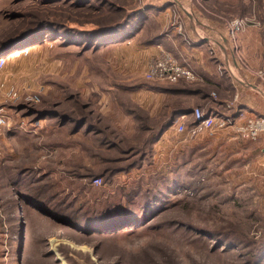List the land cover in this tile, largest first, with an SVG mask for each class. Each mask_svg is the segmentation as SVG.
<instances>
[{
	"label": "rangeland",
	"instance_id": "1",
	"mask_svg": "<svg viewBox=\"0 0 264 264\" xmlns=\"http://www.w3.org/2000/svg\"><path fill=\"white\" fill-rule=\"evenodd\" d=\"M1 61L0 264H264V0H0Z\"/></svg>",
	"mask_w": 264,
	"mask_h": 264
},
{
	"label": "built area",
	"instance_id": "2",
	"mask_svg": "<svg viewBox=\"0 0 264 264\" xmlns=\"http://www.w3.org/2000/svg\"><path fill=\"white\" fill-rule=\"evenodd\" d=\"M246 1H252V0H246ZM234 23H237L236 21ZM234 25V24H233ZM238 28V26H237ZM174 60H171L172 62ZM3 63L1 61L0 65ZM259 74L261 76H264V67L259 71ZM153 75L156 76H163L169 79H175V69L173 67V63H169L168 65H161L160 63H156L153 68ZM192 76L191 74L188 75V77ZM203 112L200 111L198 108H194L191 111V115L195 118L201 116ZM201 117H199L200 119ZM204 120V118L200 119ZM199 120V121H200ZM197 121V122H199ZM210 119L204 121L205 125L209 124ZM8 124V116L6 113L0 110V132L2 129ZM177 129H182L183 126L181 123L177 124ZM264 134V114L258 116L256 119H251L249 122L241 128L240 130V136L246 139L256 140L260 135Z\"/></svg>",
	"mask_w": 264,
	"mask_h": 264
},
{
	"label": "crops",
	"instance_id": "3",
	"mask_svg": "<svg viewBox=\"0 0 264 264\" xmlns=\"http://www.w3.org/2000/svg\"><path fill=\"white\" fill-rule=\"evenodd\" d=\"M185 118V116L183 117ZM258 142L260 143L259 145V148L263 151L264 150V135H262L259 139H258Z\"/></svg>",
	"mask_w": 264,
	"mask_h": 264
},
{
	"label": "bare ground",
	"instance_id": "4",
	"mask_svg": "<svg viewBox=\"0 0 264 264\" xmlns=\"http://www.w3.org/2000/svg\"><path fill=\"white\" fill-rule=\"evenodd\" d=\"M16 53H18V52H15V54H16ZM16 55H17V54H16ZM183 116H185V117H186V116H187V114H184ZM180 118H181V117H180ZM203 123H205V122H203ZM203 125H205V124H203Z\"/></svg>",
	"mask_w": 264,
	"mask_h": 264
},
{
	"label": "water",
	"instance_id": "5",
	"mask_svg": "<svg viewBox=\"0 0 264 264\" xmlns=\"http://www.w3.org/2000/svg\"><path fill=\"white\" fill-rule=\"evenodd\" d=\"M200 119H202V118H200ZM200 119H198L197 121H199Z\"/></svg>",
	"mask_w": 264,
	"mask_h": 264
},
{
	"label": "trees",
	"instance_id": "6",
	"mask_svg": "<svg viewBox=\"0 0 264 264\" xmlns=\"http://www.w3.org/2000/svg\"><path fill=\"white\" fill-rule=\"evenodd\" d=\"M143 19V18H142Z\"/></svg>",
	"mask_w": 264,
	"mask_h": 264
}]
</instances>
